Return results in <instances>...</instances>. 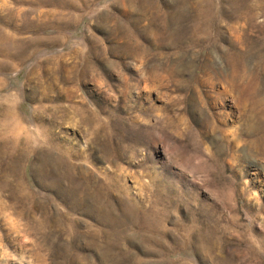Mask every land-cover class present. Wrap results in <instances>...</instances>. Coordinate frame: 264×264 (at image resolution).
<instances>
[{
  "label": "rangeland",
  "instance_id": "374dc122",
  "mask_svg": "<svg viewBox=\"0 0 264 264\" xmlns=\"http://www.w3.org/2000/svg\"><path fill=\"white\" fill-rule=\"evenodd\" d=\"M0 264H264V0H0Z\"/></svg>",
  "mask_w": 264,
  "mask_h": 264
}]
</instances>
